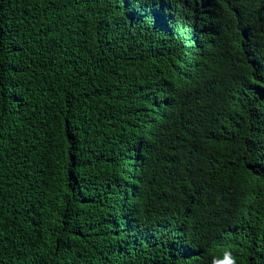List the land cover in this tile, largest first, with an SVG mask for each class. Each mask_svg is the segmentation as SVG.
Wrapping results in <instances>:
<instances>
[{"label":"trees","instance_id":"trees-1","mask_svg":"<svg viewBox=\"0 0 264 264\" xmlns=\"http://www.w3.org/2000/svg\"><path fill=\"white\" fill-rule=\"evenodd\" d=\"M264 264V0H0V264Z\"/></svg>","mask_w":264,"mask_h":264},{"label":"clouds","instance_id":"clouds-1","mask_svg":"<svg viewBox=\"0 0 264 264\" xmlns=\"http://www.w3.org/2000/svg\"><path fill=\"white\" fill-rule=\"evenodd\" d=\"M213 264H236L235 258L226 253L223 260L214 259Z\"/></svg>","mask_w":264,"mask_h":264}]
</instances>
